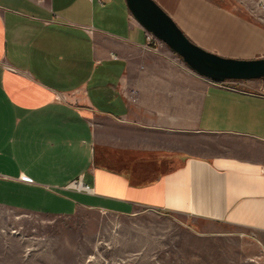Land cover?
Wrapping results in <instances>:
<instances>
[{"label": "crops", "instance_id": "obj_1", "mask_svg": "<svg viewBox=\"0 0 264 264\" xmlns=\"http://www.w3.org/2000/svg\"><path fill=\"white\" fill-rule=\"evenodd\" d=\"M170 1L199 47L264 58L247 0ZM0 208L155 212L264 264V90L148 45L123 0H0Z\"/></svg>", "mask_w": 264, "mask_h": 264}, {"label": "rangeland", "instance_id": "obj_2", "mask_svg": "<svg viewBox=\"0 0 264 264\" xmlns=\"http://www.w3.org/2000/svg\"><path fill=\"white\" fill-rule=\"evenodd\" d=\"M155 1L181 7L177 1ZM240 4L252 18L264 20L263 3ZM258 84L264 90V78ZM250 251L254 248L236 241L199 240L182 218L155 212L52 216L0 208V264H256L245 257Z\"/></svg>", "mask_w": 264, "mask_h": 264}, {"label": "water", "instance_id": "obj_3", "mask_svg": "<svg viewBox=\"0 0 264 264\" xmlns=\"http://www.w3.org/2000/svg\"><path fill=\"white\" fill-rule=\"evenodd\" d=\"M132 16L178 55L192 72L213 82L251 81L264 78V58H226L196 45L154 0H125Z\"/></svg>", "mask_w": 264, "mask_h": 264}, {"label": "built area", "instance_id": "obj_4", "mask_svg": "<svg viewBox=\"0 0 264 264\" xmlns=\"http://www.w3.org/2000/svg\"><path fill=\"white\" fill-rule=\"evenodd\" d=\"M147 41H148V45L154 44L155 45V48L157 50L160 47H162V46L165 45L162 41H160L158 38H156L152 33L148 32V31H147ZM188 70H190V69H188ZM231 82H241V81H231ZM78 186H79L78 183H74L73 185H71V188H77Z\"/></svg>", "mask_w": 264, "mask_h": 264}]
</instances>
